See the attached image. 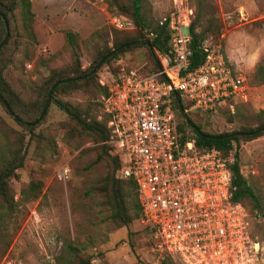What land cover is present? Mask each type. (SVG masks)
Listing matches in <instances>:
<instances>
[{
  "label": "rangeland",
  "instance_id": "rangeland-1",
  "mask_svg": "<svg viewBox=\"0 0 264 264\" xmlns=\"http://www.w3.org/2000/svg\"><path fill=\"white\" fill-rule=\"evenodd\" d=\"M31 1L35 14L34 34H25L22 49L4 72L14 90L26 101L33 99L38 83L52 69L71 63L73 54L67 32L73 33L83 68L86 69L97 47L104 44L111 47L117 32L136 28L135 24H127L131 19L120 13L113 0ZM189 2L194 8L193 20L200 4L204 7L196 31L210 41L221 42L228 60H232L237 68L239 65L246 67V70H238L247 74L255 87L252 101L237 105L239 113L233 117V122L230 119L236 110L231 114L227 109L214 113L189 111V114L212 132L236 130L264 109V83L256 84L255 81L256 68L264 62V0ZM170 9V0H143L142 10L147 19L145 28L155 27ZM110 15L121 18L125 23L123 29L112 23ZM207 17L212 21L208 22ZM156 55V60L160 61V55L164 54L157 52ZM152 60L146 46L135 47L100 67L98 81L103 86L101 81L123 68L153 72ZM102 96L94 91L90 94H59L58 98L82 106L91 104L92 114L101 120L104 116ZM0 118L9 127L25 134L26 143H29L24 166L10 180L14 207L0 214V264H64L63 256L70 242L77 244L84 256L89 255L93 264H159L168 255L157 246L152 231L144 226L140 218L129 227L115 228L107 217L109 212L98 204V198L88 194L104 169L92 163L95 158L92 152L85 151L79 155L82 149L93 147L92 142H86L79 150L66 143L61 124L68 116L56 103L50 102L31 140L30 133L15 121L1 101ZM2 146L3 138L0 137ZM239 153L242 173L264 201V136L241 141ZM90 165L93 167L88 169ZM65 167L69 168V177L64 181L58 178V172ZM243 202L251 213V236L261 244L257 264H264V213L254 211L250 199Z\"/></svg>",
  "mask_w": 264,
  "mask_h": 264
},
{
  "label": "built area",
  "instance_id": "built-area-1",
  "mask_svg": "<svg viewBox=\"0 0 264 264\" xmlns=\"http://www.w3.org/2000/svg\"><path fill=\"white\" fill-rule=\"evenodd\" d=\"M170 1V11L144 29L150 39L162 30L170 36L160 70L123 68L101 81L108 89L102 112L122 157L118 176L135 181L141 222L176 264H257L261 244L251 236V213L234 198L233 151L225 156L197 146L194 138L182 140L174 108L177 92L186 111L235 112L252 101L255 87L232 68L221 42L203 40L205 59L189 69L194 8L189 0ZM110 19L123 29L121 18ZM68 177L69 168L59 170L60 180Z\"/></svg>",
  "mask_w": 264,
  "mask_h": 264
},
{
  "label": "trees",
  "instance_id": "trees-1",
  "mask_svg": "<svg viewBox=\"0 0 264 264\" xmlns=\"http://www.w3.org/2000/svg\"><path fill=\"white\" fill-rule=\"evenodd\" d=\"M113 1L120 13L130 18L136 25V28L133 31L117 32L113 37L111 47L108 44H104L103 47H97L92 52V61L86 69L83 68L73 33L67 32L66 37L73 54L71 63L52 69L50 74L38 83L33 99L26 101L14 90L6 79L4 72L8 65L14 63L15 54L22 49L25 34H34L35 14L32 9V1L0 0V45L8 35L7 41L0 48V93L6 99L7 106L4 105L1 99L0 101L15 121L30 133L31 140V136L34 135L35 129L41 121L34 126L24 125L22 121L30 123L37 121L53 85L58 80L67 79L66 82L59 84L55 88L51 98V102L56 103L68 116L67 120L61 124L64 129V139L67 144L76 150H79L88 141L94 144L93 147L84 148L79 153V155H83L85 151L92 152L95 156L92 163L104 169L103 175L90 188L88 194L98 198L100 207L109 212L107 215L109 221H111L115 228H121L125 226L129 227L133 221L141 218L142 213L135 181L132 178H120L117 174L122 166V157L115 145L110 143L111 130L108 126V117L104 115L103 119H98L96 115L92 114L91 104L82 106L58 98L59 94L68 95L78 92L90 94L97 91L101 95L107 94V87L102 86L98 81L100 67L118 59L131 49L142 46L138 42L144 40L152 42V48H147L150 51L152 59H154L152 60L153 65L151 67L153 72L160 70L155 58L157 57V52L161 54L170 53V36L165 30L159 32L153 39L147 37L143 29L147 25V19L142 10L143 0H131L128 2H123L122 0ZM203 8L200 4L195 19L189 28L192 34L190 70L198 68L205 59V52L201 45L206 37L196 31V24L202 20ZM207 21L211 22L212 18L207 17ZM218 29H221L220 25H218ZM255 81L256 84L264 83V62L258 64L256 68ZM183 104L185 109H188L184 100ZM174 108L179 119L178 131L181 134L182 140L194 138L197 146L202 148H217L225 156H229V153L233 151L235 159L230 168L233 185L236 186L234 198L240 201L250 199L252 201V209L258 214H263V199L256 193L255 187H253L249 179L241 171L239 145L241 141L247 142L264 136V109L259 110L251 119L243 122L238 129L217 133L206 129L205 125L196 122L189 114V111L188 115L200 131L187 125L180 112V107L175 96ZM235 110L236 113L232 114L230 122H233V117L239 113V108ZM228 112L231 114V111L228 110ZM232 132H239L241 134L220 138L215 137ZM202 134H207L208 136ZM0 137L3 138V146L0 147L1 214L7 210H12L14 207V192L10 180L12 177L17 176V170L24 166L29 143H26L25 134L9 127L1 118ZM35 137L39 138V136ZM92 167L93 165H90L88 169ZM38 187L41 189V185ZM63 261L64 264H93L92 258L89 255L84 256L80 247L73 242L67 245ZM159 264H176V262L168 254L161 259Z\"/></svg>",
  "mask_w": 264,
  "mask_h": 264
},
{
  "label": "water",
  "instance_id": "water-1",
  "mask_svg": "<svg viewBox=\"0 0 264 264\" xmlns=\"http://www.w3.org/2000/svg\"><path fill=\"white\" fill-rule=\"evenodd\" d=\"M8 39V35L7 37L5 38L4 42L0 45V48L4 45V43L7 41ZM139 45H144L148 48H152V42L150 40H144V41H141V42H138ZM157 63L159 65V67L161 68V64H160V61L157 60ZM67 79H61V80H58L52 87V89L50 90L49 94H48V97L46 99V103H45V106L42 110V113L39 117V119L35 122H26V121H22V123L24 125H27V126H34L36 124H38L46 115V112L49 108V105H50V102H51V98H52V95H53V92L55 90V88L61 84V83H64L66 82ZM175 97L177 99V102L179 104V107H180V112L184 118V120L186 121L187 125H189L190 127H192L193 129L197 130V131H200L198 126L194 123V121L190 118V116L188 115L185 107H184V104H183V101H182V98L180 97L179 93L175 92ZM0 99L1 101L4 103V105L7 106V102H6V99L3 97V95L0 93ZM241 133L239 132H232V133H229V134H226V135H223V136H215L216 138H220V137H226V136H233V135H240ZM204 136H208L207 134H202Z\"/></svg>",
  "mask_w": 264,
  "mask_h": 264
},
{
  "label": "crops",
  "instance_id": "crops-1",
  "mask_svg": "<svg viewBox=\"0 0 264 264\" xmlns=\"http://www.w3.org/2000/svg\"><path fill=\"white\" fill-rule=\"evenodd\" d=\"M224 50H225V48H224ZM225 53H226V51H225ZM227 57H228V56H227ZM230 64H231L232 68H233L237 73L243 74V75H245L246 77H248V79H250V77H249L247 74L242 73V72H240V71L238 70V68H240V69H242V70H246V67H244V66H242V65H239V67L237 68L236 65H235V63L232 62V60H230Z\"/></svg>",
  "mask_w": 264,
  "mask_h": 264
}]
</instances>
